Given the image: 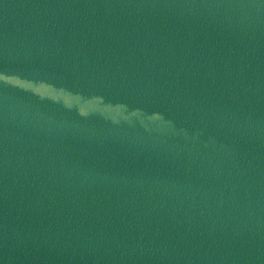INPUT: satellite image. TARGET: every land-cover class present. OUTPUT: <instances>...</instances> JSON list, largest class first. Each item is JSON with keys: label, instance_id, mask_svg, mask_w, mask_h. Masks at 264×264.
<instances>
[{"label": "water", "instance_id": "95a60500", "mask_svg": "<svg viewBox=\"0 0 264 264\" xmlns=\"http://www.w3.org/2000/svg\"><path fill=\"white\" fill-rule=\"evenodd\" d=\"M0 264H264V0H0Z\"/></svg>", "mask_w": 264, "mask_h": 264}]
</instances>
